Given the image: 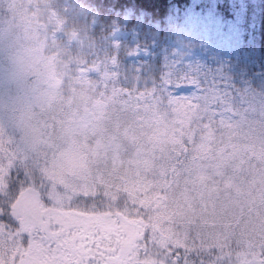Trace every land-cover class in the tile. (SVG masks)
<instances>
[{
    "label": "snow or ice",
    "instance_id": "1",
    "mask_svg": "<svg viewBox=\"0 0 264 264\" xmlns=\"http://www.w3.org/2000/svg\"><path fill=\"white\" fill-rule=\"evenodd\" d=\"M123 46L83 97L0 116V264H264V91L157 84Z\"/></svg>",
    "mask_w": 264,
    "mask_h": 264
},
{
    "label": "trees",
    "instance_id": "2",
    "mask_svg": "<svg viewBox=\"0 0 264 264\" xmlns=\"http://www.w3.org/2000/svg\"><path fill=\"white\" fill-rule=\"evenodd\" d=\"M90 6L102 34L114 25L131 32L120 40L122 57L136 47L154 46L152 56L139 63L151 64L157 84L166 73L194 71L209 79L223 76L239 89L264 91V0H0V116L6 121L37 95L80 98L98 81L80 78L78 70L93 49L114 56L118 40L100 33L94 43L84 37L68 45V31L53 35L48 22L50 13L77 22ZM181 82L174 74L168 85Z\"/></svg>",
    "mask_w": 264,
    "mask_h": 264
},
{
    "label": "rangeland",
    "instance_id": "3",
    "mask_svg": "<svg viewBox=\"0 0 264 264\" xmlns=\"http://www.w3.org/2000/svg\"><path fill=\"white\" fill-rule=\"evenodd\" d=\"M48 22L51 24L53 35L64 33L68 31V43L71 45L77 41L82 40L84 37H92V42H96L100 39L102 34V23L98 18L97 12L93 6L88 7L79 16V21L68 22V19L50 13L48 16ZM77 23V24H75ZM95 32H98L94 35ZM63 34V35H64ZM131 32L124 27L113 26L107 33L102 34V39L120 40L130 37ZM132 57L128 58L131 62H140L141 60H147L154 53V46L148 48L136 47L132 51ZM139 53V56L136 53ZM113 55L107 52L96 53L93 49L87 60L83 62L78 70L80 78L96 77L100 80L103 77L106 66L110 65ZM165 90H169V93L176 99L184 98L193 94L196 89L187 80H182L181 84L176 88H171L168 84L164 86Z\"/></svg>",
    "mask_w": 264,
    "mask_h": 264
}]
</instances>
